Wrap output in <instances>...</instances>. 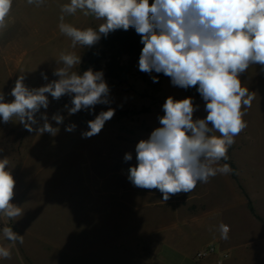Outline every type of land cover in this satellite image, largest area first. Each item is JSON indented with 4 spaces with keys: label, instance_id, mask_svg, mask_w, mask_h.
<instances>
[{
    "label": "rangeland",
    "instance_id": "374dc122",
    "mask_svg": "<svg viewBox=\"0 0 264 264\" xmlns=\"http://www.w3.org/2000/svg\"><path fill=\"white\" fill-rule=\"evenodd\" d=\"M70 2L71 0H44L42 5L37 6L28 4L27 0H12L6 26L0 29V93L4 95V102L14 100L11 91L19 77H24L23 82L29 89L42 87L59 79L53 75V71L62 66L57 63L62 53H75L80 56L82 63L89 51L100 46L99 40L91 47L79 44L73 47L71 38L60 31L61 15L64 16V23L79 30L92 28L98 31L99 26L104 23L91 13L85 15L86 10L78 9L71 15L62 13L61 7ZM152 2L153 0H149L150 4ZM81 63L73 69L78 74ZM44 76H47V80ZM239 79L242 87H246L254 96L251 107L241 109L245 113L243 120L247 127L234 137L235 142L227 152V160L237 167L239 185L233 180L232 171L228 174L218 173L215 177H210L207 183L197 182L191 192L171 195L166 202L158 189L138 188L128 176L129 168L137 164L136 145L139 141L148 139L151 132L161 126L158 118L164 115L163 105L168 97L177 101L191 97L195 108L194 121L207 116L206 101L202 96L197 97L187 89L174 86L171 78L163 80L159 102L154 103L137 94L144 92L146 85L136 75L127 85L110 89L108 104H98L94 111L81 110L72 115L68 111L72 107L71 97L65 95L55 100L50 94H46L49 106L47 109L41 108L35 114L37 124L33 128L43 126L41 115L46 114L48 122L58 128L54 136L47 132L40 134L36 130L27 131L17 117H13L8 123L0 118V148L3 149L0 151V159L9 160L6 170L11 172L15 184L18 176H27L21 181L22 187L15 192L14 198L15 205L22 209L20 217L30 232V237L26 238L29 252L42 262L53 260L51 254L43 256L41 250L48 241L54 243L55 239H60L59 232L56 231L58 215L56 216L55 207L64 204L65 196L67 201L69 196L86 200L91 195L92 184L95 185V195L105 197L111 208H124L127 214L140 211L144 220L156 217L159 238L165 237L176 221L193 220L198 216L217 222L218 215L209 212L218 205L222 218L235 210L239 219L247 223L251 233L259 231L258 237H264V66L250 65L240 74ZM107 85L110 88V84ZM145 107L150 108L147 114L123 115L124 112L139 111ZM109 108L114 109L115 113L105 122L101 132L90 138L83 137L82 133L89 130L88 121L94 120L96 115ZM57 114L63 117L60 124L52 119ZM71 124L76 125L74 131H66ZM212 135L220 134L213 132ZM126 153L132 154L130 161L124 160ZM223 164L225 163L219 161V166ZM242 190L248 194L255 213L263 222L250 214ZM20 193H24L23 199ZM23 200L27 203V212H23ZM173 202L178 203V212L173 210ZM75 206H78L75 209L78 211L76 215H72L83 224L85 235L90 233L98 240L101 236L99 232L105 231L114 240L123 237L121 227L103 221L96 213H87L84 206ZM222 224L229 225L224 220ZM5 226L11 227V224L6 215L0 214L2 235ZM129 232L128 230L127 233ZM203 233L197 240L200 245L208 243V240L213 241L210 236L214 231L212 234L211 229L207 228ZM231 234L232 230L228 232V239H222V249H228ZM220 237L221 234L217 238ZM3 238L5 244L12 245L4 235ZM146 247L151 248L148 250L151 253H160L164 248L159 242L157 246ZM253 247L255 246L249 249L251 256L261 254ZM259 248L264 252V244ZM164 251L167 253L166 249ZM126 253L129 254V251ZM148 263L144 261L142 264ZM0 264H17V257L14 254L10 258L0 257ZM108 264L120 263L112 258ZM151 264L163 263L152 261ZM172 264L202 263H197L194 259H179ZM227 264H231V261ZM240 264H264V256Z\"/></svg>",
    "mask_w": 264,
    "mask_h": 264
},
{
    "label": "clouds",
    "instance_id": "9594fccd",
    "mask_svg": "<svg viewBox=\"0 0 264 264\" xmlns=\"http://www.w3.org/2000/svg\"><path fill=\"white\" fill-rule=\"evenodd\" d=\"M27 3L39 6L44 0ZM11 5L12 0H0V29L6 26ZM78 9L104 23L98 31L79 30L64 23L61 15L59 29L71 38L73 47H91L101 34L106 37L118 29L134 28L144 45L139 70L163 73L174 86L183 89L198 86L197 91L206 101V118L194 121L191 97L166 99L164 115L158 118L161 126L136 145L137 164L129 168L131 183L142 189H158L166 202L171 195L191 192L197 182L207 183L218 173H230V165L219 166V161L228 159L234 137L247 127L241 109L251 107L254 96L242 87L239 76L252 64L264 66V0H153L151 4L149 0H71L61 7L62 13L68 15ZM57 63L62 64L53 71L58 80L29 89L21 76L11 91L12 102H4L0 93V118L4 123L17 117L27 131L54 136L58 128L48 122L46 114L41 115L43 126L33 128L37 124L35 114L49 106L46 94L55 100L71 97L69 115L94 111L96 105L109 103L110 89L101 71H73L81 63L75 53H62ZM153 82H158L156 77ZM114 113L112 108L101 111L88 121L89 130L82 136L99 134ZM52 119L57 124L63 121L58 114ZM75 128L71 124L65 130L71 132ZM213 132L220 135H212ZM131 159L132 154L126 153L124 160ZM8 164L7 158L0 159V214L15 219L21 209L10 202L15 181L6 170ZM219 230L221 238L228 239L229 226L220 224ZM2 231L12 244L23 243V236L11 227L5 226ZM0 257L10 258L11 253L0 247Z\"/></svg>",
    "mask_w": 264,
    "mask_h": 264
},
{
    "label": "crops",
    "instance_id": "0c3cea01",
    "mask_svg": "<svg viewBox=\"0 0 264 264\" xmlns=\"http://www.w3.org/2000/svg\"><path fill=\"white\" fill-rule=\"evenodd\" d=\"M26 177L27 176L22 174L18 176V182L14 187V196L19 187H22L20 185L21 181L26 179ZM23 189L25 190V188ZM24 193H20L22 199L25 196ZM90 193L91 195L86 200H81L77 196H69V201H67L65 196L64 204L55 207L56 216L58 215L56 218V231L59 232L60 239H55L54 243L48 241L41 250L43 256L51 254L53 257L52 261L42 262L41 259L38 260L29 252L26 238L30 237V232H28L20 216L15 219L7 218L13 231L23 236V243L17 241L15 244L11 243V246L7 245L3 242L4 238L0 233V247L8 249L11 255H16L17 264H108L112 258L117 260L120 264H142L144 261L149 262L148 264H151L152 261L172 264L179 259H194L198 251L203 250L209 245L215 244L220 251L229 252V259L224 262V264H227L229 261H231V264H240V262L252 259L257 260L261 258V256H264V254H262L264 252H261L262 248H259L261 244H264V237H258L260 235V233H258L259 231L256 234L255 232L251 233L248 225H246L247 223L239 219L235 210L230 211L222 218L220 206H214L211 210L212 212L209 213L218 215L219 220L217 222L213 219L212 221H207L206 217L202 218L198 216L192 218L193 220L176 221L172 223V226L166 232V236L159 238L156 217H149L144 220L140 211L127 214L124 208H111L105 197L97 194L95 195L94 184H92ZM14 196L10 202L15 205ZM23 204V212H27L28 207L24 200ZM77 204L79 206H84L87 213H96L103 221L112 222V224L116 225L118 228L121 227L120 229H122L123 237L114 240L108 237L109 234L105 231L99 232L101 236H99L100 238L98 240L90 233H87L88 236L85 235L83 224L77 221V217H75L76 221L74 219V215H76L78 211L75 210L78 208V206H75ZM177 205L178 203L173 202V210L176 212H178V209H176L178 207ZM248 209L255 219L263 222L256 213L255 215L260 219L251 213L249 204ZM222 220L226 221L227 224H229L227 226L232 230V234L229 238L230 245L227 250L221 247L222 238H217L221 234L219 226L222 224ZM207 228L208 230L211 229L212 234L214 231V234L211 235L213 237L210 236L211 239L213 238V241L208 240V243L206 242L200 245V242L197 240H199V236L204 234L203 232ZM128 230L130 231L129 233H127ZM241 234H247L249 236L244 237V235ZM158 242L164 246L163 250H161L160 253L149 252L148 250L151 248H147L146 246H157ZM253 245L255 246L253 248L261 254H253L251 256L249 249ZM165 249L167 253H165ZM126 251H129V254H127ZM252 253H255V251H252ZM218 258L219 255L210 256L203 261L202 264H216Z\"/></svg>",
    "mask_w": 264,
    "mask_h": 264
},
{
    "label": "trees",
    "instance_id": "16d2710c",
    "mask_svg": "<svg viewBox=\"0 0 264 264\" xmlns=\"http://www.w3.org/2000/svg\"><path fill=\"white\" fill-rule=\"evenodd\" d=\"M143 46L141 36L136 33L134 28H129L127 31L118 29L109 33L106 37L101 34L100 46L89 51L84 56L79 67V74H82L88 69H92L94 72L101 71L106 83L110 84L109 89L127 85L131 79L138 75L146 85V89L144 92H137V94L141 98L149 99L154 103L159 102L162 82L170 77L165 76L163 73H156L155 71L145 73L139 70V57ZM148 75H151V77H148ZM153 77H156L158 82H153ZM197 88L198 86L190 87L187 91L200 97L201 95L197 91ZM149 112L150 108L145 107L139 111L124 112L123 115L137 116ZM221 161L230 165L232 178L239 185L236 165L230 160L222 159ZM242 193L248 200L251 213L257 217L251 207L248 195L244 190H242Z\"/></svg>",
    "mask_w": 264,
    "mask_h": 264
},
{
    "label": "built area",
    "instance_id": "2783aa9c",
    "mask_svg": "<svg viewBox=\"0 0 264 264\" xmlns=\"http://www.w3.org/2000/svg\"><path fill=\"white\" fill-rule=\"evenodd\" d=\"M213 255H219V258L216 264H224L229 259V252L227 251H220L215 245H209L201 251H198L195 256L194 260L197 263H202L207 258Z\"/></svg>",
    "mask_w": 264,
    "mask_h": 264
}]
</instances>
